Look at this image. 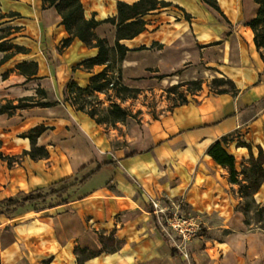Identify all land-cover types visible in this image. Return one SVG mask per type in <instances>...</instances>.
Returning <instances> with one entry per match:
<instances>
[{"label":"crops","instance_id":"crops-1","mask_svg":"<svg viewBox=\"0 0 264 264\" xmlns=\"http://www.w3.org/2000/svg\"><path fill=\"white\" fill-rule=\"evenodd\" d=\"M138 1L81 3L85 19L100 22L97 36L115 49L118 27L105 21L118 15L119 2ZM158 1L169 6L138 17L144 31L119 40L127 54L121 60L116 49L111 52L107 76L117 74L115 65L152 75L205 65L215 73L211 79L229 80L237 93L213 92L204 83L186 103L134 125L126 144L116 129L62 102L70 81L87 88L106 69L83 65L99 49L78 38L63 47L70 35L55 6L0 1V28L11 29L5 41L25 50L0 66V99L37 96L41 87L60 102L0 115V205L21 192L68 179L73 184L65 204L0 215V264H264V231L244 224L240 186L208 154L221 141L238 172L252 156H264V46L257 47L250 26L260 6L254 0H217L218 8L202 0ZM6 54L0 52V61ZM25 62L38 65L31 80L17 70ZM38 127L45 131L36 147L48 156L33 159L29 135ZM153 199L182 204L202 219V237L188 245V259L173 248ZM254 199L264 206V180ZM101 234L119 245L78 257V248L101 252Z\"/></svg>","mask_w":264,"mask_h":264},{"label":"trees","instance_id":"trees-1","mask_svg":"<svg viewBox=\"0 0 264 264\" xmlns=\"http://www.w3.org/2000/svg\"><path fill=\"white\" fill-rule=\"evenodd\" d=\"M1 1V0H0ZM204 3L211 7L218 8L217 0H202ZM259 6L260 11L258 17L250 24L255 33V42L258 48L264 46V0H254ZM44 6L53 7L55 6L58 13L61 15L63 21L62 24L65 26L70 38L66 40L63 47H67L74 38L80 39L86 46L90 48H98L99 54L96 58L91 59L83 63L84 66H94V65H105L108 64L106 69L91 78L90 85L87 88L79 87L74 81H70L65 89L63 103H68L73 106L77 111L86 112L90 117H92L98 124H106L107 118L98 115V108L96 106L95 97L98 94L105 93L108 86L112 83L111 78L107 76V73L111 67L110 56L111 52L115 49L118 52L119 58L123 60L126 56V49L119 44L120 39L133 38L138 34L142 33L145 29V23L138 19V17L144 15L145 13L157 9L159 6L167 7L168 3L159 2L158 0H140L133 4L118 3V15L114 18H109L105 23H111L118 27V38L116 42V48L112 49L106 39H102L97 36L96 29L100 25V22L95 20V17L87 20L84 17L83 5L81 0H42ZM4 19V15L0 10V25L1 21ZM11 34V29H1L0 28V52L7 53L4 58L0 61V66L9 60L14 53H20L25 51L23 48L18 46H13L5 41V39ZM17 70L20 74L26 76L28 80H31L37 74L38 65L36 63H23L17 66ZM224 79H216L217 82H224ZM113 86H116L114 83ZM201 90V86L198 87L197 91ZM218 93L231 92L236 94V90L233 88L231 90L221 89L217 91ZM51 94L39 87L37 89V96L24 97L18 100H8L0 99V115L7 114L13 116L16 112L20 110H28L32 108H45L53 107L60 104L57 100H50ZM188 99L184 98L179 104H184ZM123 109L120 106L114 105L109 107L108 113L110 116H114L115 120H120L121 114H123ZM45 131L44 127H38L32 131L29 138L34 146L31 152L27 154L33 159H42L48 156L46 149L36 147V139ZM208 154L214 158V160L229 169L230 172V182L233 184H238L240 186L241 197L243 198L248 191L253 189V199L254 194L260 188L261 182L264 180V169L263 162L264 156L260 152L257 159L251 157L250 160L254 162L252 166V171L254 174L260 173V181H255L252 184H248L246 181H241L239 179V172L235 167V159L230 155L226 149L223 147L221 141L216 142L212 145ZM257 162V163H256ZM259 163V166L257 165ZM84 177L81 181L85 180ZM68 180H64L59 184L49 187L48 192L44 193L45 190H36L30 193H19L16 197L6 199L0 205V215L11 214L21 207L31 206L36 207L39 204H65L67 199L64 198L67 195L69 188L73 184H68ZM60 186V187H59ZM56 199L55 202L49 203L50 201ZM255 201V199H254ZM256 203V202H255ZM259 206V205H258ZM260 207V206H259ZM241 211V205L238 207ZM260 214L264 213V206L260 207ZM100 241L103 245L101 252L96 253L88 250L76 249L78 257L85 255L86 257L93 258L98 256L100 253L107 251L108 247H114L119 245L116 244L113 237L106 239L104 235H100Z\"/></svg>","mask_w":264,"mask_h":264},{"label":"rangeland","instance_id":"rangeland-1","mask_svg":"<svg viewBox=\"0 0 264 264\" xmlns=\"http://www.w3.org/2000/svg\"><path fill=\"white\" fill-rule=\"evenodd\" d=\"M115 70L117 74L112 76V83L108 89L102 95L98 94L95 99L96 106L99 107L98 115L107 118L106 127L116 129L118 135L123 137L125 144L128 142L127 135L131 133V128L134 125H142L145 121L159 118L163 113L179 105L184 98L189 99L198 92V87L201 86L202 88L204 83H208L213 92L234 88L229 80L217 82L211 79L215 73L211 69H207L205 65L195 66L186 72L182 70L169 75H152L151 72L141 74L140 72L124 70L116 65ZM114 83L116 86H113ZM50 100L56 99L51 95ZM114 105L120 106L124 111L120 120H115L114 116H110L108 113L109 107ZM257 165L259 166V163ZM252 166H254V162L251 160L242 166L239 172L241 181L252 184L261 180L260 173L254 174ZM43 192L47 193L48 190ZM253 192V189L248 191L243 195L244 197L240 202L244 224L248 229L264 231V213H259L260 207L253 199ZM238 193L242 196L240 187ZM55 201L56 199L49 203Z\"/></svg>","mask_w":264,"mask_h":264},{"label":"built area","instance_id":"built-area-1","mask_svg":"<svg viewBox=\"0 0 264 264\" xmlns=\"http://www.w3.org/2000/svg\"><path fill=\"white\" fill-rule=\"evenodd\" d=\"M150 205L154 214L165 221V232L172 241L173 248L188 259V245L202 237L205 228L202 219L185 210L182 204L162 203L153 199Z\"/></svg>","mask_w":264,"mask_h":264}]
</instances>
